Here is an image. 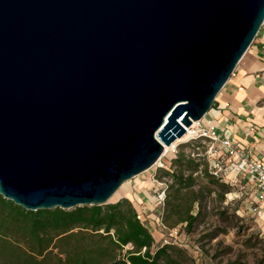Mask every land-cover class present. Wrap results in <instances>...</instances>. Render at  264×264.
Instances as JSON below:
<instances>
[{"label": "water", "instance_id": "water-1", "mask_svg": "<svg viewBox=\"0 0 264 264\" xmlns=\"http://www.w3.org/2000/svg\"><path fill=\"white\" fill-rule=\"evenodd\" d=\"M264 0H0V194L105 204L211 109Z\"/></svg>", "mask_w": 264, "mask_h": 264}, {"label": "trees", "instance_id": "trees-1", "mask_svg": "<svg viewBox=\"0 0 264 264\" xmlns=\"http://www.w3.org/2000/svg\"><path fill=\"white\" fill-rule=\"evenodd\" d=\"M165 174L171 182L161 217L169 228L185 223L191 229L205 199L214 193L223 201L232 187L208 172L204 157L185 152ZM153 245L152 233L126 197L69 210H27L0 194V264H197L174 244Z\"/></svg>", "mask_w": 264, "mask_h": 264}, {"label": "rangeland", "instance_id": "rangeland-1", "mask_svg": "<svg viewBox=\"0 0 264 264\" xmlns=\"http://www.w3.org/2000/svg\"><path fill=\"white\" fill-rule=\"evenodd\" d=\"M194 148L190 143L180 142L175 149L162 152L152 167L124 182L108 202L124 197L131 201L154 237L153 249L164 243L174 244L185 249L197 264L261 263L264 261V209L260 214L254 211L250 200L237 187H230L223 201L210 194L199 219L189 230L185 223L173 228L163 223L164 203L160 204L157 197L162 188L167 194L171 182L165 171H170L176 155L182 152L191 155Z\"/></svg>", "mask_w": 264, "mask_h": 264}, {"label": "crops", "instance_id": "crops-1", "mask_svg": "<svg viewBox=\"0 0 264 264\" xmlns=\"http://www.w3.org/2000/svg\"><path fill=\"white\" fill-rule=\"evenodd\" d=\"M204 118L264 162V21Z\"/></svg>", "mask_w": 264, "mask_h": 264}, {"label": "built area", "instance_id": "built-area-1", "mask_svg": "<svg viewBox=\"0 0 264 264\" xmlns=\"http://www.w3.org/2000/svg\"><path fill=\"white\" fill-rule=\"evenodd\" d=\"M187 138L195 150L192 156L204 157L208 172L215 178L246 195L253 205V210L261 213L264 203V162L252 157L250 150L231 136L221 135L216 125L204 117L186 127ZM241 194V195H243ZM166 189L162 188L157 200L164 203Z\"/></svg>", "mask_w": 264, "mask_h": 264}, {"label": "bare ground", "instance_id": "bare-ground-1", "mask_svg": "<svg viewBox=\"0 0 264 264\" xmlns=\"http://www.w3.org/2000/svg\"><path fill=\"white\" fill-rule=\"evenodd\" d=\"M194 122V121H193ZM187 133H184L181 137L176 138L171 144L169 145H165L164 144V148H163V152L168 151L169 149H175L176 145H178L180 142L184 141L187 138ZM121 187V186H120ZM119 187V188H120ZM117 192V191H116ZM115 192V193H116ZM114 193V194H115ZM129 194V193H128Z\"/></svg>", "mask_w": 264, "mask_h": 264}]
</instances>
